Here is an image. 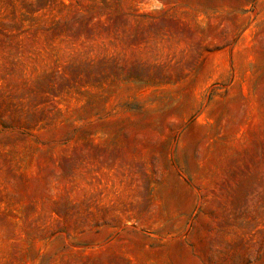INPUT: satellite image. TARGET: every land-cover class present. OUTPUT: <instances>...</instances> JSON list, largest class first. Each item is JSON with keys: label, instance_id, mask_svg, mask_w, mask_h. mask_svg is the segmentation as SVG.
<instances>
[{"label": "rangeland", "instance_id": "obj_1", "mask_svg": "<svg viewBox=\"0 0 264 264\" xmlns=\"http://www.w3.org/2000/svg\"><path fill=\"white\" fill-rule=\"evenodd\" d=\"M0 264H264V0H0Z\"/></svg>", "mask_w": 264, "mask_h": 264}]
</instances>
